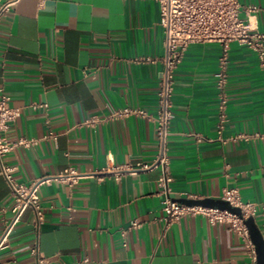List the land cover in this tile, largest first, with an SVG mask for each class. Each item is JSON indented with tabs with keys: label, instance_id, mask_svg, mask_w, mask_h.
<instances>
[{
	"label": "crops",
	"instance_id": "0c3cea01",
	"mask_svg": "<svg viewBox=\"0 0 264 264\" xmlns=\"http://www.w3.org/2000/svg\"><path fill=\"white\" fill-rule=\"evenodd\" d=\"M240 17L264 32V0H238ZM255 11L246 13L245 7ZM156 0H18L0 19V92L20 115L5 133L37 143L5 154L21 183L37 189L43 220L31 208L0 246V264H248L241 238L202 215L167 226L152 165L159 153L153 115L164 34ZM218 43L190 44L174 73L167 156L170 197L220 199L237 188L254 202L264 237V72L256 54L227 50L226 122L218 131ZM38 102L45 107L32 109ZM146 116L109 118L121 108ZM93 117L96 122L83 121ZM52 134L50 137H45ZM244 134L247 139H231ZM219 137L225 142H222ZM131 166L115 180L104 170ZM67 168L85 174L57 179ZM102 174V175H100ZM11 192L0 174V238ZM138 220L137 228H129Z\"/></svg>",
	"mask_w": 264,
	"mask_h": 264
},
{
	"label": "built area",
	"instance_id": "2783aa9c",
	"mask_svg": "<svg viewBox=\"0 0 264 264\" xmlns=\"http://www.w3.org/2000/svg\"><path fill=\"white\" fill-rule=\"evenodd\" d=\"M18 0H0V19L9 12ZM159 6V25L164 34V54L161 58L162 70L160 72L156 91L157 108L153 120L155 124V137L159 153L152 165H140L138 168L148 169L158 167L160 174L157 178L159 193L163 195L161 208L163 220L167 226L178 222L184 216L202 215L210 224L225 223L229 229L237 234L245 246L249 256L248 264H256L255 246L250 238L248 229L244 223L249 217L257 213V205L254 202L243 201L237 188L224 189L221 200L228 202L232 207L239 209L235 213L226 209L207 207L202 205H187L170 197L169 158L167 156V140L169 127L173 118L172 94L174 90V73L182 61L184 52L190 44L215 42L222 46L223 53L219 58L218 69L215 72L217 88V115L218 131L222 130L226 122V106L228 98L225 92L227 82V50L231 43L246 46L252 50L258 59V65L264 72V32L252 28L248 21L240 17L242 6L238 0H156ZM254 6L245 7L246 13L255 11ZM46 104L32 102L30 107L37 109ZM20 115V108L10 104V96L0 92V174L6 180L11 192L12 204L10 215L4 220V230L0 238V246L5 244L8 236L19 222L26 209L31 208L34 214L33 226L38 228L43 220V212L39 203L37 189L43 180H34L30 183L18 182L14 176V167L4 164L2 158L8 152L17 147L28 148L37 143V138L20 136L15 140H8L5 133L9 126ZM127 115L146 116L147 113L138 108H121L108 115L109 118H119ZM96 120L91 117L83 121L93 124ZM48 134L45 137H50ZM244 134H236L231 139H247ZM219 139L225 142V139ZM131 166L118 167L113 170H104L102 174H110L115 180H119L122 174L134 171ZM100 174V175H102ZM85 174L76 172L73 168H67L57 179L68 184L75 183ZM138 220L132 221L129 228H137ZM264 228V222L262 224ZM35 256L37 264L45 261L37 246L30 250Z\"/></svg>",
	"mask_w": 264,
	"mask_h": 264
},
{
	"label": "water",
	"instance_id": "95a60500",
	"mask_svg": "<svg viewBox=\"0 0 264 264\" xmlns=\"http://www.w3.org/2000/svg\"><path fill=\"white\" fill-rule=\"evenodd\" d=\"M179 202L185 203L187 205H202L207 207H215L219 209H226L235 213H239V209L236 207H232L228 204V202L216 199V198H204V199H187L182 198L178 200ZM244 223L248 229L250 238L255 246L256 251V264H264V237L259 229V227L255 224L254 218L249 217L244 220Z\"/></svg>",
	"mask_w": 264,
	"mask_h": 264
}]
</instances>
